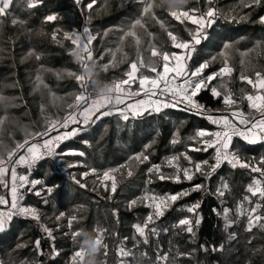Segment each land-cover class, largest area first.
<instances>
[{"label":"snow or ice","instance_id":"1","mask_svg":"<svg viewBox=\"0 0 264 264\" xmlns=\"http://www.w3.org/2000/svg\"><path fill=\"white\" fill-rule=\"evenodd\" d=\"M22 3L23 7L21 0H0V55L11 54L15 67V48L24 33L27 44L21 63L28 58L37 62L42 59L43 52L32 44L39 38L64 50L74 67L50 70L57 79L66 77L71 87L57 93L42 77L39 69L45 66L39 64L29 95L40 92L41 96L35 118L29 121L14 111L23 108L28 116L33 115L18 77L5 84L18 89L16 95L0 91V186L4 189L0 194V232L9 229L14 219L26 222L15 243L0 256V264H43L41 237L30 239V243L24 240L29 225L52 242L48 253L52 258L60 255L54 243L55 229L71 242L67 264H109L107 229L99 224H93L90 230L85 226L87 218L81 214L84 204L61 210L54 202L52 217H48L40 206L27 201L30 193L46 207L54 191L62 186L28 174L46 159L55 165L50 168L54 178L59 170L85 193H94L106 202L117 201L125 190L141 181L137 185L139 194L125 197L124 204L130 212L138 206L146 211L131 224L130 236L111 233L119 241L111 253L113 264H264V154L249 155L247 147L264 143V35L243 50L236 47V41L224 39L218 51L200 57L203 42L209 39L208 29L220 18L230 23L246 20L264 33V0H238L227 12L214 0H121L135 9L134 14L127 22L95 31L93 14H107L111 0H73L82 23L50 31L43 25L65 17L51 11L42 16L41 26L30 27L28 17L15 9L30 15L43 0ZM180 26L183 32L177 30ZM5 31L7 36L3 35ZM234 52L239 54L238 60ZM205 91L217 107L200 101ZM170 108L200 116L214 127H196L186 137L187 143L178 129L172 131L168 144L184 143V148L178 152L166 149L158 161L153 154L159 131L153 129L156 135L139 150L128 146L120 162L108 166L90 162L88 150L100 145L108 132L109 126L104 124L98 136L89 137L97 122L103 123L102 117L115 119L119 130L143 118L166 116L165 110ZM72 138L84 147L63 143ZM200 153L207 158L194 155ZM237 171L248 173L242 177L247 183L230 206L228 197L233 194ZM198 178L200 182H194ZM154 181L189 182L190 186L156 192L151 188ZM191 192L210 193L216 198L217 206L211 211L218 219L219 242H197L201 201L179 204ZM172 208L186 214L169 226L163 218ZM109 211L119 224V207H110ZM51 218L54 227L45 223ZM170 234L166 247L162 236ZM183 234L189 243L182 249L176 237ZM86 239L91 244H86ZM241 241L245 250L242 256L240 247L233 250ZM101 256L103 259H98Z\"/></svg>","mask_w":264,"mask_h":264},{"label":"trees","instance_id":"2","mask_svg":"<svg viewBox=\"0 0 264 264\" xmlns=\"http://www.w3.org/2000/svg\"><path fill=\"white\" fill-rule=\"evenodd\" d=\"M85 2V0H82ZM216 5L228 11L229 9L234 8L237 5L238 0H214ZM21 7L23 3L21 0ZM18 14L28 17L29 26H41L42 16L48 14L51 11H57L61 13L65 19H58L50 25H43L47 30H51L53 27H61L68 29L69 27H75L77 24L82 23V17L79 16V9L75 7L73 0H43V5L39 6L37 10L32 12L30 15L27 12H20L19 9H15ZM257 11H260L257 9ZM135 9L129 6L127 3L122 4L121 0H111V7L109 12L102 16L94 15L92 22L93 31L102 28L108 27L111 24H118L121 22H127L129 16L133 15ZM156 30V29H153ZM178 31L183 32V26H180ZM209 39L206 42H203V47L200 49V57L202 58L207 52H216L219 50L220 45L224 39H230L236 41V47L243 50L245 48L252 47L254 40L259 39L264 33H262L259 26L253 25L252 23L246 20H239L238 22H228L223 18L217 20V22L208 29ZM4 36H7L8 33L5 31ZM115 37H109V39H114ZM2 43V40H0ZM97 44L99 41L96 42ZM26 34L21 33L19 36V42L15 48V67H13V59L11 54L0 55V91L5 95H16L19 91L18 89H12L5 86V84L13 79L18 77L20 83L23 85V95L29 101V109L32 112V116H28L25 109H17V115L24 121H29L35 118L37 112V103L40 100L41 93L36 92L32 95L29 93L32 91V78L35 76L37 70L39 69V64H43L44 69H39L42 77L50 85L53 91L57 93H62L63 91H70V85H67V78L57 79L55 73L50 71L52 69H59L62 67H74L70 58L67 56L66 52L62 50L59 46L52 43L48 39H34L32 44L38 50L43 52L42 59L37 62L35 59L28 58L24 63L20 62V57L24 55L26 51ZM147 55V54H145ZM235 58L239 59L238 53H233ZM254 55V54H253ZM264 63V61H262ZM12 73L16 75L13 76ZM117 75H120V71H117ZM45 99H47V94L44 93ZM200 101L202 103H208L211 107H217L215 101L210 99L209 94L205 91L200 96ZM166 116H153L152 118H143L134 122H130L127 127H121L117 130V121L109 117H102L101 122H97L98 126L95 128L94 132L89 133L90 138H94L99 135L101 130L104 128V124H107L108 132L105 136V139L100 145H93L92 149H89L90 162L93 160L95 163L100 166L114 165L115 163L120 162L125 158V151L128 149V146L131 149L139 150L142 143L148 142L156 133L153 132V129H158L159 135L157 136V144L155 146V153L153 154L154 160H159L160 157L166 154V149L168 151H181L184 148V143H187L186 137L191 134L196 127H213L208 124V122L192 113L185 112L181 108L175 109H166ZM123 125V122H121ZM179 130V136L184 141L177 145H169L168 140L171 138V132ZM55 134V133H53ZM83 135V134H81ZM65 145H75L83 148V145L79 144V140L72 138L71 141L63 142ZM250 149L249 155L259 156L264 154V143H258L255 145L247 146ZM211 149L209 150V153ZM201 157L207 158V154L200 153L194 154ZM55 167L53 161L43 160L38 162L37 166H34L29 175L33 179H44L47 183H60L62 186L59 190L54 191L50 198V203L45 207L39 204L38 198L32 194H27V201L29 203L37 204L40 206L44 213L48 217H52L53 214V203L56 202L59 204L61 210H71L73 205L84 204L85 207L82 209L81 214L86 216L85 226L91 229L93 224H99L101 227L107 229L105 234V242L108 244L110 250L109 264H113V255L115 245L119 241L114 238L111 233L118 231L121 236H130L131 235V224L135 222L138 218H142V215L145 213L143 206H138L134 211H128L124 204L125 197L131 198L132 193L135 192L139 194V189L137 185L141 184L140 180H137L133 185H131L129 190H125L123 196L117 197V201L106 202L99 197H96L94 193H85L84 190H81L78 186L72 183L68 179V176L63 172L57 170L56 178H54L50 172V168ZM26 171V169H24ZM48 173V175H46ZM220 174H224L223 171ZM232 174L229 173V176ZM236 180L233 183V194L228 197V204L234 206L235 200L239 198L242 193L243 185L247 183V180L242 179V177L248 176L246 172L237 171L235 173ZM194 182L199 183V178ZM88 183L91 184L92 181L88 180ZM214 183V182H213ZM189 182H182L180 184H173L169 182H160L154 181L151 185L153 191L163 192V191H179L181 188H188ZM4 193V189L0 186V194ZM95 201V202H93ZM196 201H201V206L199 209L200 215L202 216V222L197 230V242L202 243L208 241L209 243L216 241L219 242L220 239V230L216 227L218 224L217 217L212 213L211 209L214 206H217L216 198L209 194H201L200 192H191L188 197H184L179 204H191ZM179 205H177L178 207ZM110 207H119L120 211V223L117 224L111 213L109 211ZM186 213H178L175 208L169 209L165 215L164 222L166 225H169L174 222L176 218L180 215ZM191 216L192 214H188ZM24 221L14 219L11 223V227L4 232H0V256H3L4 250L16 241V237L19 235V230L25 227ZM50 227H54V218L45 220ZM66 230V227H65ZM242 231V228L237 229ZM54 234L56 239L54 241L55 246L60 251L58 257L52 258L49 256V249L51 243L47 237L40 233L38 228H35L31 225L26 230V235L24 240L26 243H30V239H34L36 236H40L43 240V247L45 254L42 257L43 264H67L66 254L71 247V242L68 238H65L61 235L60 232L54 229ZM171 238L169 236H162V239L165 241V246L167 247V240ZM176 240L179 241L180 247L185 248L189 241L186 234L177 236ZM240 244L234 245L235 247H240L241 256L244 253V248ZM130 246V245H129ZM28 255V253H25ZM31 259L32 256L29 255ZM241 257H234L233 259H240ZM98 259H103L99 257ZM215 259V257H213Z\"/></svg>","mask_w":264,"mask_h":264},{"label":"clouds","instance_id":"3","mask_svg":"<svg viewBox=\"0 0 264 264\" xmlns=\"http://www.w3.org/2000/svg\"><path fill=\"white\" fill-rule=\"evenodd\" d=\"M85 243H86V244H91V240H90V239H86V240H85Z\"/></svg>","mask_w":264,"mask_h":264},{"label":"built area","instance_id":"4","mask_svg":"<svg viewBox=\"0 0 264 264\" xmlns=\"http://www.w3.org/2000/svg\"><path fill=\"white\" fill-rule=\"evenodd\" d=\"M214 127V126H213ZM23 171H24V169H23ZM28 170L26 169V171L25 172H27ZM29 174V173H28ZM0 207H3V206H0Z\"/></svg>","mask_w":264,"mask_h":264}]
</instances>
